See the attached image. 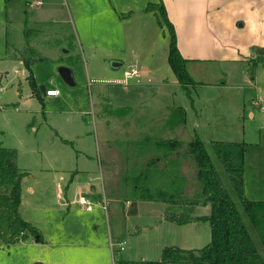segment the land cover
Segmentation results:
<instances>
[{
  "label": "rangeland",
  "instance_id": "rangeland-1",
  "mask_svg": "<svg viewBox=\"0 0 264 264\" xmlns=\"http://www.w3.org/2000/svg\"><path fill=\"white\" fill-rule=\"evenodd\" d=\"M151 2L159 0H0V75L5 76L6 88L0 94V140L17 150L18 167L28 172L23 206L41 212L42 218H33L38 230L53 235L52 216L59 224L56 229L61 225L77 230L85 218L81 214L64 211L56 216L47 210L46 206L61 204L57 178L50 177L54 174L49 170L89 167L96 180L91 175L84 178L95 180L100 199L105 192L112 233L116 241L126 242L123 256L132 254L138 262L156 257L149 260L157 261L167 247L204 248L211 242L209 222L189 227L164 221L161 204L134 200L131 189L145 164L159 155L156 144L176 139L186 143L179 141L171 157L181 161L183 188L188 198H194L201 185L199 164L194 155L182 152L198 135L264 257L261 234L254 229L212 146L220 141L244 145L245 195L264 202V64L192 63L187 70L197 84L183 88L168 64L169 31L155 12L145 11ZM113 7L119 13L132 11L136 26L124 29ZM139 25L145 36L140 37L141 59H136ZM27 34L28 39H40L39 55L30 66L35 84L59 89L55 100L33 94L30 80L23 76L12 79L15 69L26 68L14 55L24 48ZM147 45L151 52L146 59ZM111 55L121 58L124 66L109 71L106 58ZM60 67L70 69V82L61 77ZM133 69L140 71L138 82H110ZM179 205L189 209V204ZM199 205L200 210H210L209 204ZM107 212L98 209L99 215L94 216L98 228L90 226V232L106 237ZM49 213L51 222L46 225L43 221ZM34 240L30 236L23 245L13 247L10 251L17 252L10 256L0 253V264H40L35 260L39 249L33 247ZM75 249L66 248L69 264H84L72 259L79 251ZM89 264H106V260L89 257Z\"/></svg>",
  "mask_w": 264,
  "mask_h": 264
},
{
  "label": "crops",
  "instance_id": "crops-1",
  "mask_svg": "<svg viewBox=\"0 0 264 264\" xmlns=\"http://www.w3.org/2000/svg\"><path fill=\"white\" fill-rule=\"evenodd\" d=\"M159 2H162L164 4L167 16L175 28L177 34L178 48L182 56L187 61V65L192 63H198L203 65L220 64L238 66L249 62H258V59L264 58V0H159ZM113 11H115L117 19L124 22V29L128 27L129 30H131V27L136 26L132 23V19L135 17L132 11L129 13H119L117 8H114ZM145 11L149 12L147 11V8L145 9ZM139 26L140 27H137L139 30V42L137 49L139 51L136 53L137 55H139V58L136 59H141L142 41L140 40V37L145 36L143 34L144 27H142V25ZM58 35L60 36V34ZM39 44L40 39H28L27 34V40L25 42L24 48L17 49L18 51H16L14 55V59L18 60L19 63L23 64L26 68L23 71L15 69V76L12 79H16L20 76H23L27 78V80H30V83L33 88V94L37 96H41L43 94L44 96H46L45 93L42 91V88L44 86L39 87L35 84V78L32 75V71L30 69L31 64L34 60H36V56L39 55V49L37 47L40 46ZM150 48L151 46L147 45V50L146 52H144L143 58L147 59L149 57L151 52ZM114 62L121 63L120 68L124 66V61L121 60V58H113V55H111L109 58H106V65L109 71H111V69H114L112 67V64ZM16 70H18L19 73H15ZM4 77L5 76L2 77L3 81ZM122 78L123 77H121L120 79ZM120 79L114 76L112 81ZM134 79L138 82V78ZM134 79L130 80L127 85H130L134 81ZM112 81L110 82L113 83ZM47 98L55 100L56 98H58V96ZM18 110L19 109L16 108V111ZM61 140L64 143H71L68 140ZM177 141L185 142L182 140ZM0 143L5 148L16 150L7 146L3 140H0ZM123 143L124 142H117V144ZM85 157L89 158L88 155H85ZM16 163L18 167V154ZM75 167H78V165H76ZM75 167H62L60 171L49 170L54 174V176L50 177L57 178V197L58 199H61V204H55L57 208L53 206L46 207L48 211H51V213L56 216H61L60 212L66 211V213H68L69 215L75 214V216H77L81 214L85 218H83L82 225L76 226L77 230H72L70 228L68 229L69 226L63 228L61 227V225L59 228L56 229V226L59 224L56 223L55 220L53 221V219H55L54 216L51 217V222L49 213L46 219L44 217L43 222L46 225L49 221L52 223L51 227L53 228V235L50 233L47 234L43 232L40 228V231L38 230V226L36 225L34 219L36 216L37 218H42V216L39 210L37 213V208L28 209L27 207L23 206V204H25L23 182L24 177L28 174V172L23 171L18 167L19 170L25 174L21 181L22 193L20 213L24 220L31 223L39 231L43 238L42 242H39L37 239H35L32 243L33 247L39 249V252L36 254L35 260L40 262V264H69L71 260L67 255L68 251L66 250V248H72V250H76V247L79 248V251L82 253H78L79 251L76 252L74 256L71 255L73 257L72 259H81L83 260L84 264H89V257L91 260L94 258L104 257L106 260V264H113V261L117 258L125 262H138L132 254H125L124 256L122 254H117L116 250H118L119 248L116 249V247H118V245L112 247V244L114 245L120 243L122 242V240L116 241V237L112 233L110 214L109 212H107L109 206L105 197L106 194L104 191H102V195L104 198L100 199L99 189L93 183L96 180L95 171H89V167H79L77 169H74ZM89 175H91L90 177L94 176L93 178H95V180L93 178L85 180L84 177ZM102 189L105 190L103 186ZM29 190L32 192L33 188ZM82 199L90 200L92 204L90 210L84 208L81 205ZM104 200L106 202V205L102 204ZM94 201H98L99 204H95ZM145 202H154L161 204L162 217L164 221H167L165 219L166 208L168 207L166 203L162 201ZM200 206L201 205L195 207L193 217L201 218L209 216V208H206L205 210H200ZM46 207H43V210H46ZM98 209H103L107 212L105 224L107 223L108 232L105 238L103 236L99 237L96 232H94V234L90 232V226H92L94 230L98 228L96 224L98 220L94 217L96 215H99ZM63 216H65L63 217V219H65L67 217V214H64ZM199 223L202 222H193L185 225H188L189 227H198V225H200ZM26 240L13 245H0V253L7 252V254L10 256L11 254L17 252L16 249L13 251H10V249H13V247H16L18 245H23ZM174 247L177 246L175 245ZM177 248L185 250L199 249L185 248L184 245H181V247L178 246ZM79 255L81 256L80 258ZM149 259H156V257L142 258V260L145 262H158L161 261L162 254L160 259L157 261ZM68 260L70 261L68 262Z\"/></svg>",
  "mask_w": 264,
  "mask_h": 264
},
{
  "label": "trees",
  "instance_id": "trees-1",
  "mask_svg": "<svg viewBox=\"0 0 264 264\" xmlns=\"http://www.w3.org/2000/svg\"><path fill=\"white\" fill-rule=\"evenodd\" d=\"M147 11L155 12L169 31L168 63L176 80L185 89L195 86L197 83L187 70V61L178 48L177 34L167 16L164 4L162 2L151 3ZM258 62L264 64V58L258 59ZM178 143L180 144L177 140H163L156 144L155 151L159 155L148 161L135 177L131 185L134 192L133 197L134 200L166 203L168 207L165 219L178 225L200 221L209 222L211 242L201 249L185 250L167 247L162 252L161 261L158 262L119 260L120 264H264L263 253L254 242L205 143L198 135L185 146L182 152V155H186L187 152L191 156L194 155L199 164L200 191L194 198H188L183 188L186 180L179 167L181 161L175 162L171 157ZM212 146L254 229L261 234V243L264 247V202L249 200L244 191V145L220 141L214 142ZM167 160L169 164H166ZM16 161V150L5 148L0 143V245L17 244L30 236L39 242L43 241L39 231L31 223L25 221L20 213L21 181L25 174L19 170ZM163 161L166 162L164 166L161 163ZM179 204H189L187 205L189 209L185 210ZM199 204L210 205L209 216L193 217L195 207Z\"/></svg>",
  "mask_w": 264,
  "mask_h": 264
},
{
  "label": "built area",
  "instance_id": "built-area-1",
  "mask_svg": "<svg viewBox=\"0 0 264 264\" xmlns=\"http://www.w3.org/2000/svg\"><path fill=\"white\" fill-rule=\"evenodd\" d=\"M15 73H19V71L16 70ZM140 76H141L140 71L136 70V69H133L131 71L125 72L124 77L122 79L114 80L112 82L113 83L127 85L130 80H132L134 78H139ZM2 77L3 76H0V94L3 93L6 90L5 86L3 85V78ZM45 95L47 97H57V96L60 95V91L57 90V89H48V90H46ZM102 204L106 205L105 200L102 202ZM81 205L84 208H87L88 210H90L92 204H91L90 200L82 199L81 200ZM105 208H106V206H105ZM116 245H118V248H119L118 250H116L117 254H121L125 250L126 242L122 241V242L114 244V245L112 244V247H114ZM113 264H120L119 259L118 258L115 259L113 261Z\"/></svg>",
  "mask_w": 264,
  "mask_h": 264
},
{
  "label": "water",
  "instance_id": "water-1",
  "mask_svg": "<svg viewBox=\"0 0 264 264\" xmlns=\"http://www.w3.org/2000/svg\"><path fill=\"white\" fill-rule=\"evenodd\" d=\"M112 67H113L114 69H119V68L121 67V63H119V62H114V63L112 64ZM59 72H60V74H61V77H63L65 80H67L68 82L71 81V75H72V73H71L70 69L65 68V67H60V68H59ZM42 91H43L44 93L46 92V90H45L44 87L42 88Z\"/></svg>",
  "mask_w": 264,
  "mask_h": 264
}]
</instances>
